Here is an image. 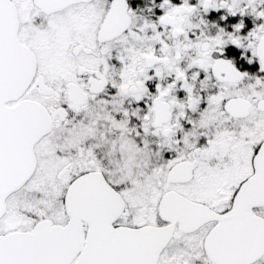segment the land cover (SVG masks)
I'll return each mask as SVG.
<instances>
[{
	"label": "snow or ice",
	"instance_id": "obj_1",
	"mask_svg": "<svg viewBox=\"0 0 264 264\" xmlns=\"http://www.w3.org/2000/svg\"><path fill=\"white\" fill-rule=\"evenodd\" d=\"M0 0V264H264V0Z\"/></svg>",
	"mask_w": 264,
	"mask_h": 264
},
{
	"label": "flooded vegetation",
	"instance_id": "obj_2",
	"mask_svg": "<svg viewBox=\"0 0 264 264\" xmlns=\"http://www.w3.org/2000/svg\"><path fill=\"white\" fill-rule=\"evenodd\" d=\"M152 0H145L144 7L147 8L151 4Z\"/></svg>",
	"mask_w": 264,
	"mask_h": 264
}]
</instances>
